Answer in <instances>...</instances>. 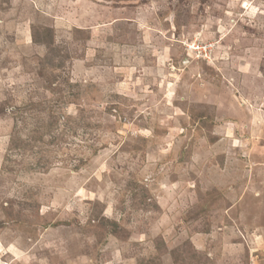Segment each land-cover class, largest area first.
<instances>
[{
    "label": "rangeland",
    "instance_id": "obj_1",
    "mask_svg": "<svg viewBox=\"0 0 264 264\" xmlns=\"http://www.w3.org/2000/svg\"><path fill=\"white\" fill-rule=\"evenodd\" d=\"M0 264H264V0H0Z\"/></svg>",
    "mask_w": 264,
    "mask_h": 264
}]
</instances>
